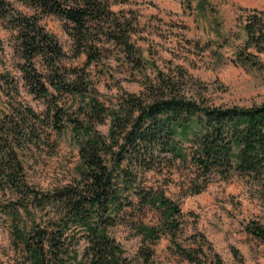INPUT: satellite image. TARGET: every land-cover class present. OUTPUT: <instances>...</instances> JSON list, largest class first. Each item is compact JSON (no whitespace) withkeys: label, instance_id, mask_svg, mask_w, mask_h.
I'll use <instances>...</instances> for the list:
<instances>
[{"label":"trees","instance_id":"obj_1","mask_svg":"<svg viewBox=\"0 0 264 264\" xmlns=\"http://www.w3.org/2000/svg\"><path fill=\"white\" fill-rule=\"evenodd\" d=\"M18 1L35 12L23 13L0 0V22L16 33L30 93L47 100L49 109L47 120L25 108L17 114L21 120L5 116L0 122V187L15 198L3 211L10 220L11 239L23 253L20 264H133L111 235L113 228L128 223L140 237L137 255L143 264H154L153 245L164 236L171 238L190 264H224L219 254L209 260L202 248L177 243L184 217L181 205L169 197L165 187L148 186L147 176L164 172L172 176L175 167L182 166L189 172L180 176L184 196L199 195L215 180L225 181L233 175L261 182L264 103L251 108L215 107L187 98L180 81L159 75V82L146 93H124L108 107L94 97L92 83L85 76L75 71L70 73L74 78L69 73L54 74L62 70L65 54L38 16L61 18L79 50L87 54L88 66L100 60L103 50L95 46L100 33L121 46L141 69L143 60L131 42L129 25L111 12V0ZM188 1L204 5L207 0ZM243 31L246 50L238 54L239 61L247 69L260 68L249 51L264 54V14L245 11ZM37 59L46 61L54 72L50 82L42 80L35 67ZM64 95L81 102L76 118L68 117L59 106ZM108 120L105 135L97 127ZM37 121L41 126L52 125L59 133L70 128L78 146L73 181L49 191L29 186L18 153L25 143L43 141L35 133ZM30 209L38 211V219ZM147 209L158 215L157 224L129 218L133 217L130 211L144 215ZM246 230L264 242L263 226L253 222Z\"/></svg>","mask_w":264,"mask_h":264},{"label":"rangeland","instance_id":"obj_2","mask_svg":"<svg viewBox=\"0 0 264 264\" xmlns=\"http://www.w3.org/2000/svg\"><path fill=\"white\" fill-rule=\"evenodd\" d=\"M6 1L23 13L35 12L18 0ZM110 9L122 24L129 25L131 42L143 60L142 68L131 62L121 46L100 33L95 38V46L103 50L100 60L88 66L87 54L67 33L65 22L57 16L40 14V25L56 38L65 54L58 73L46 61H35L43 81L50 82L53 73L78 72L92 83L94 97L108 107L124 93H146L159 82V75L180 81L187 98L215 107L251 108L264 103V54L250 50L261 67L248 69L238 56L246 50L245 11L264 14V0H207L204 5L188 0H111ZM17 43L16 33L0 22V122L5 116L21 120L17 114L25 108H31L40 120H47V100L30 93ZM60 100L59 106L68 117L76 118L81 102L68 95ZM39 124L34 123L35 133L43 141L25 143L18 153L29 186L49 191L73 181L78 146L70 128L64 127L59 133L52 125ZM109 126L108 120L97 129L107 135ZM175 169L172 176L166 172L149 174L146 184L165 187L169 197L180 203L184 217L177 243L184 248H202L209 260L219 254L224 264H264V242L246 230L253 222L264 227V178L254 182L233 175L225 181L215 180L199 195L184 196L180 176L189 172L178 165ZM14 199L9 190L0 187V264H20L23 256L11 239L10 220L3 211ZM29 211L38 219V211ZM144 212L132 210L129 214L134 218H129L149 225L158 223L155 212ZM128 224L113 228L111 235L133 264H143L137 255L140 237ZM84 248L82 242L81 254ZM178 250L171 238L164 236L153 245L154 264H190Z\"/></svg>","mask_w":264,"mask_h":264}]
</instances>
